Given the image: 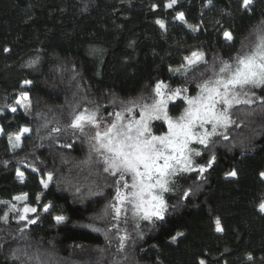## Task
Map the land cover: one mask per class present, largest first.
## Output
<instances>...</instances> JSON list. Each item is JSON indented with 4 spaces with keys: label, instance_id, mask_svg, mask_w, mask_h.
I'll return each instance as SVG.
<instances>
[{
    "label": "trees",
    "instance_id": "1",
    "mask_svg": "<svg viewBox=\"0 0 264 264\" xmlns=\"http://www.w3.org/2000/svg\"><path fill=\"white\" fill-rule=\"evenodd\" d=\"M164 2L0 0V217L7 216L0 219V264H197L199 258L207 264H264V213L258 208L264 201V87L243 89L248 95L231 110L235 123L221 129L227 140L218 136L210 148L196 147L201 155L195 163L206 164L214 153L212 167L203 175L173 178L174 190L165 199L170 209L176 207L162 226L131 211L113 219L108 206L116 194L114 178L92 151L95 129L86 126L81 133L70 127L73 115L85 108H98L104 119L129 101L143 97L151 103L157 80L195 94L211 75L206 66L186 78L169 68H180L194 51L205 53L209 64L217 56L228 60L264 22V0H253L250 12L242 0H178L172 9ZM153 4L160 7L153 11ZM181 11L186 23L175 19ZM224 30L232 32V41L225 40ZM249 98L253 103L244 102ZM183 103L177 98L169 112L178 113ZM25 127L30 131L13 147ZM153 130L163 131L164 125L155 123ZM232 170L237 177L227 176ZM49 173L53 178L45 188L41 180ZM189 188L193 194L184 197ZM22 194L26 200L13 199ZM24 204L37 209L28 216L34 224L19 219ZM57 215L65 221L57 223ZM216 218L223 232L215 230ZM178 232L184 235L172 242Z\"/></svg>",
    "mask_w": 264,
    "mask_h": 264
},
{
    "label": "snow or ice",
    "instance_id": "2",
    "mask_svg": "<svg viewBox=\"0 0 264 264\" xmlns=\"http://www.w3.org/2000/svg\"><path fill=\"white\" fill-rule=\"evenodd\" d=\"M177 3L178 0H165L163 7L172 9ZM211 3L212 0H208V4ZM252 4L253 0H242L241 7L244 11L250 12ZM159 7L160 5L153 4L152 10L155 11ZM175 19L186 23L182 11L177 12ZM156 23L166 31L163 21L158 19ZM188 27L192 31L200 30L199 25ZM223 36L227 41L233 40L230 30H224ZM4 51L7 52L9 49L5 48ZM35 62L33 60L30 63ZM201 64L206 66L211 75L197 85L199 91L195 96L187 94V87L172 88L165 81L157 80L152 88L151 103L144 102L143 97L139 103L129 101V106L121 112L114 113L115 120L105 124L103 128L98 108L93 110L85 108L73 115L70 127L79 129L81 133H84L86 126L95 129L94 135L89 137L92 151L100 157L104 172L114 178L116 194L113 197L114 202L108 206L114 213L113 219L119 220L122 214L126 216L127 212L131 211L134 218L148 221L153 226L161 225L170 210H175L176 207L172 206L170 209L165 199V194L174 190L173 178L179 173L193 171L203 175L212 167L216 160L215 154L210 156L206 164L197 165L194 157L200 156L201 151L192 145L198 144L208 149L216 143L215 137L222 136L227 140L228 136L221 129L226 130L229 125L235 123L231 110L234 105L242 102L241 95H248L243 89L264 87V22L252 30L249 37L242 42L241 49L228 60L217 56L209 64L205 53L194 51L191 56L184 58L180 68L170 67L169 72L179 73L186 78L189 71ZM20 96L27 100L28 93L22 92ZM180 97L186 106L180 115L174 117L169 113V103ZM115 102L113 100V103ZM244 102L253 103L251 98ZM134 108H139V118L135 115L127 117L124 115V112L131 114ZM16 110L15 107L11 108L12 112ZM156 120H163L167 124L166 132L157 135L152 131V122ZM29 131V128H22L21 132L15 135L13 147H19L21 135ZM53 131L58 132L59 129ZM0 132H3V128H0ZM12 139L10 136V143ZM17 176L23 180L24 173L17 169ZM227 176L235 178L238 173L232 170ZM260 176L264 178V172H261ZM52 178V174L49 173L47 181H41L45 188ZM192 194L193 189L189 188L184 192V197ZM13 199L26 200L27 194L15 196ZM16 207V204H12L10 210H15ZM49 208L50 205H45L44 211L47 212ZM258 208L264 213V201L260 202ZM29 212L35 213L37 209L24 204L22 212L18 213L19 219L34 224L35 220L28 219ZM0 219L6 220L7 216ZM65 219L63 215L55 217L57 223H62ZM215 226L217 232L224 231L219 218H216ZM114 227L119 230L118 224ZM183 235L178 232L171 236L172 242H176L177 238ZM125 239L126 232L120 237L121 247ZM13 255L15 257V253ZM247 258L253 259L251 255ZM36 259L39 260V255ZM197 264H207V261L199 258Z\"/></svg>",
    "mask_w": 264,
    "mask_h": 264
},
{
    "label": "rangeland",
    "instance_id": "3",
    "mask_svg": "<svg viewBox=\"0 0 264 264\" xmlns=\"http://www.w3.org/2000/svg\"><path fill=\"white\" fill-rule=\"evenodd\" d=\"M24 52V50H20V51H18V52H16L14 55H13V57L14 58H17L18 56H20L22 53ZM198 91H199V89H198ZM197 91V92H198ZM197 92L195 93V94H193V95H191V96H195L196 94H197ZM172 102H175V101H171L170 103H172ZM169 103V104H170ZM186 105H185V103H183V107L181 108V110L178 112V113H171V112H169L170 113V115H172V116H178V115H180V113L182 112V110H183V108L185 107ZM126 117L127 116H129V115H135L137 118H139V108H138V110H137V114H133V113H131V114H129V113H127V114H124ZM113 120H115V115L113 114V115H111L110 117H108V118H104V119H102V128H103V126L105 125V124H107V123H111ZM155 123H162L163 125H164V130L163 131H160V132H154V130H153V125L155 124ZM152 131L155 133V134H157V135H159L160 133H162V132H166L167 131V124L163 121V120H156V121H153L152 122ZM194 148H196L197 146H198V144H193L192 145ZM43 180V179H42ZM41 180V181H42ZM45 181V180H44ZM43 185V184H42ZM44 186V185H43ZM23 209V208H22ZM32 212H29V213H27V216H29V214H31Z\"/></svg>",
    "mask_w": 264,
    "mask_h": 264
}]
</instances>
